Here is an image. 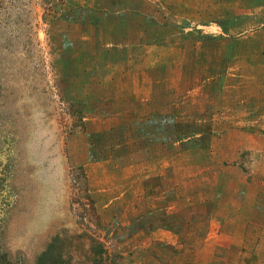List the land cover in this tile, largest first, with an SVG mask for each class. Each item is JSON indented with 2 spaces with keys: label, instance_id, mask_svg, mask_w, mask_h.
Wrapping results in <instances>:
<instances>
[{
  "label": "rangeland",
  "instance_id": "1",
  "mask_svg": "<svg viewBox=\"0 0 264 264\" xmlns=\"http://www.w3.org/2000/svg\"><path fill=\"white\" fill-rule=\"evenodd\" d=\"M0 264H264V0H0Z\"/></svg>",
  "mask_w": 264,
  "mask_h": 264
},
{
  "label": "crops",
  "instance_id": "2",
  "mask_svg": "<svg viewBox=\"0 0 264 264\" xmlns=\"http://www.w3.org/2000/svg\"><path fill=\"white\" fill-rule=\"evenodd\" d=\"M151 118H153V117H151ZM158 118H161V117H158ZM173 120V119H172ZM166 121H169L170 123H171V121L170 120H166ZM199 121V120H198ZM165 122V121H164ZM143 123H146V124H153V122H151V121H144ZM212 123V122H211Z\"/></svg>",
  "mask_w": 264,
  "mask_h": 264
}]
</instances>
